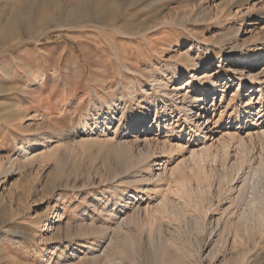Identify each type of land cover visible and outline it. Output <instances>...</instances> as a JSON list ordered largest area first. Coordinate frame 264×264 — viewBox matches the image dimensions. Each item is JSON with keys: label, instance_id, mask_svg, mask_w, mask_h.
<instances>
[{"label": "rangeland", "instance_id": "rangeland-1", "mask_svg": "<svg viewBox=\"0 0 264 264\" xmlns=\"http://www.w3.org/2000/svg\"><path fill=\"white\" fill-rule=\"evenodd\" d=\"M235 1L206 0L201 7L212 17L201 24L168 23L161 32L149 31L144 40V77L123 68L127 61L116 59L119 46L113 50L98 45L104 56L100 59L94 46L90 53L87 48L84 52L85 39L78 29L55 25L40 38L24 35L23 43L0 52V164L4 169L0 175V222L6 220L0 224V264H156L160 252L155 247L161 243L166 245L167 264H222L225 255L218 254L214 260L210 257L221 211L209 212L205 218L173 192L182 174H189L193 162L189 153L201 144L199 137L205 135L207 145L216 144L213 123L204 122L194 133L180 112L189 101H181L182 94L189 96L196 89L203 97L205 78L233 75L227 85L217 89L222 91L213 100L206 96V104L208 114L219 119L222 128L241 133L245 141L240 151L234 144L226 161L213 164V196L208 200L216 204L219 196L223 198L220 207L236 209L235 197L244 172L251 173L264 159V134L258 130L249 139L245 132V128L257 126L264 129V0H239L242 6ZM180 4V0H155L144 7V16L156 12L157 17L170 18ZM156 6L159 9L152 12ZM236 26H242L237 36L241 46L229 52L217 39ZM24 27L17 32L25 34ZM205 47L211 49L206 68L180 72L186 65L185 55L203 60ZM245 53L249 59L244 61ZM149 71L167 81L165 91L179 90L177 95L171 93L175 101L166 102L170 107H165V113L164 101L156 100L155 95L163 94L150 90ZM102 77L105 83H101ZM131 82L137 92L135 101L129 99ZM110 94L117 99L112 122L105 103ZM93 110H97L96 117ZM140 110L144 111L143 122ZM143 123L146 125L140 127ZM33 140L39 144L32 150L37 159L31 164L6 162L7 158H19V147ZM146 141L151 142L149 148ZM163 144L182 145L184 150L170 155ZM138 147L150 153V173L146 162H137ZM243 153L250 161L238 178L234 174L229 186L221 183L219 193L216 187L221 173H234L236 154ZM162 163L165 169H161ZM245 192L247 199L254 193L264 199V177H251ZM163 197L171 201L166 213L158 205ZM229 197L237 203L230 204ZM92 225L106 227L108 232L86 235ZM92 238H96L94 244L100 241L99 246L93 245L94 250L88 243L85 247L81 244ZM232 239L229 235V247ZM91 255L99 256L87 260Z\"/></svg>", "mask_w": 264, "mask_h": 264}, {"label": "bare ground", "instance_id": "bare-ground-1", "mask_svg": "<svg viewBox=\"0 0 264 264\" xmlns=\"http://www.w3.org/2000/svg\"><path fill=\"white\" fill-rule=\"evenodd\" d=\"M153 1L155 0H0V52L7 47H10L11 45H18L23 43L25 39L22 37L24 35H29L28 38H30V36H35L34 39H36V37L40 38L41 36H44L46 31L51 26L55 25L61 29H78L81 36H83L85 39V43H83L85 45L82 46L85 47L84 52H87L86 48L89 50L93 48H90V46H94L97 51L96 49L95 51H93L97 52V57L100 59H102L104 56L102 50V52L98 51V45H101L103 43L104 45L106 44L107 46L113 47V50L118 49L117 47L119 46L121 48L120 52L123 53H120L118 50V52L116 53V59L120 62L124 60V62L127 61V63H131L127 64L122 62L123 64H125L123 68L125 67L128 71L134 72L140 77H144V40L148 39L147 34L149 31L153 29H157L160 31L162 30V28L164 29V26L168 23H171V25L174 24L180 26L201 24L212 17V14H210L209 11H205V9L201 7V4L206 0H180V6L173 10L174 15L170 18L157 17L155 11L157 10L158 6H156L155 9H151V11L155 12V14L151 12L152 14L148 15V12L144 16V7L152 4ZM163 1L164 0H161V2ZM237 2L239 3V6L243 5L239 2V0H237ZM242 23L244 25H249L248 21H242L241 24ZM21 25L25 26V34L17 32ZM241 27L242 26H236L230 29V32L221 37H218L217 39L218 41L220 40L221 42H223L222 45H227L229 52L241 46V43L237 38ZM121 37L123 38V41L119 42ZM80 42H82V40ZM106 45L105 47H107ZM105 47L103 48L105 49ZM258 48L259 46L255 47V49ZM151 49L155 50L152 46ZM210 50L211 49L207 47L203 48L205 56L203 60L201 59L197 61H195L194 59H190V55L189 53H187L185 55L186 65L180 72L186 74L190 71H193L192 69H196L198 71L204 70L206 68V63L208 60L207 52H210ZM81 51H83V49ZM229 55L232 56L231 53H229ZM248 56V53L242 55V57L245 58L244 61L249 59ZM217 58H221V53L217 54ZM85 60L87 61V59ZM149 72L148 73L150 75H147H149L148 77L150 78V90L155 91L156 93L163 94L155 95L156 100L164 101V104L162 105V109L164 110L165 107L169 106V104H166L167 101H175L173 98V94L171 95V93L174 92L177 95L179 93V90H175L172 92L165 91L168 85L167 81L159 80L155 76V72ZM177 75L178 73H176V76ZM232 77L233 75L227 73L225 74V76H223V78L222 75L205 78L203 81L207 83V88H205V90H202L203 97L198 96L196 89H194L189 96L187 95V93H184L180 96L182 99L181 101H185L186 98L189 99V101H185L180 112H183L185 121L189 123V127L194 129V133L201 129V126L204 122L209 121L215 126L214 133H216V135L214 137H217L216 142H214L216 143L215 145L213 143L208 145L204 143L203 138L205 137V135L199 137L198 141L201 142V144L199 143L200 146L198 145L199 147L197 146V148L191 149L189 153L193 161L192 165H190L188 169L189 174H182V176L176 181L177 185L175 184L176 188L173 193L176 197L182 199L184 205H188V207L191 206L193 210L200 212V214H203L205 218L209 212L217 213L221 211L220 216L216 219V224L217 227L219 226V229L215 233L216 239L213 242L214 251L210 256L212 260L216 259L218 254H222L223 256L225 255L222 264H264V199H262L255 193L252 194L250 198L248 196L249 199H247V196H245L247 193L245 192L244 194V190H246L249 179L251 177L261 175L264 177V159L259 160L257 167L255 166V168L252 169L251 173L250 171L244 172V177L242 178L241 185L238 188V194L235 197L236 201H238V204L235 207L236 209L229 210L228 207H220L219 203L223 201V198L219 196L216 199L217 205L213 203L212 200H208L209 196H213V179L215 177L214 175L216 174V171L214 169L215 166L213 167V164L215 165L217 163L219 164V162H224V160L226 161V159H228L227 156L230 153V147L236 144V150H239L244 141V135H241V133L237 131L232 132L228 130V128H222L220 124L221 121L219 119L214 120V117L208 114L209 103L206 104V101L208 100L206 96L208 95L209 99L213 100L216 93L218 91H222L217 89L219 87L222 88L224 85H227L230 82V78ZM239 78L240 77L237 78L238 81ZM100 81L101 83H105V78L102 77ZM133 85H135V83L131 82V86L128 87L129 89H131L129 93V99L135 101L138 98L136 96L137 92L134 89ZM187 86L188 84L185 85L184 88ZM237 86L240 87V83L237 84ZM186 92H188V90ZM105 97L107 113L109 114V121L112 122L115 118L113 114L116 110V95L110 94L109 96L106 95ZM121 97L119 96V98ZM211 106H213V104H211ZM163 110L162 113H165L166 110H164V112ZM93 111V115H91L96 117L98 115L97 110ZM155 113L157 114L158 112L156 111ZM139 115L140 120L143 122L144 111L140 110ZM196 117L199 118L196 119ZM200 121L202 122L199 125ZM145 125L146 124L143 123L140 125V127H144ZM159 125L160 124L157 120L155 126L158 127ZM255 128L256 127L245 128L246 136L248 138H251L252 133L257 132L258 130H260L261 134H264V129H262L263 127L257 126V129ZM138 132L140 131L137 130V133ZM202 133L203 132H201L200 135ZM137 140L138 139L136 136L134 138V142H136ZM42 143H44V141ZM38 144V141H26L19 147L20 157L14 159L7 158L6 162L10 165L16 166L31 164V162L37 159L36 156L32 154V150H34L35 146ZM145 144H147L149 148L151 142L146 141ZM43 146L44 145L42 144V147ZM162 147L164 149V152H166L167 154H170L174 151L182 153V151L184 150V146L178 144H169V146L163 144ZM138 150L140 152V157L137 159V162H146V169H148L150 173V153L148 154L140 148ZM245 153L239 155L236 154L237 158L235 159V163L232 166V168L234 167L233 169H235L234 173L228 174V170L227 172L221 173V178H219L220 180H218L219 184L217 182L218 185L216 187V190L219 193L222 192L221 183L226 182V186H229V183L235 179L234 174L236 173L238 178L239 171L243 170L245 163L250 161L249 155L246 156L247 154L245 155ZM164 162L166 163V161ZM161 165L163 166V163ZM208 165H210L209 170L207 169ZM249 167H251V165ZM161 169H165V166H163ZM3 170V165L1 163L0 175L3 173ZM160 175L158 174L157 176L160 177ZM229 199L230 204H234L236 202H234L235 199L233 200V197H229ZM204 201H207L208 204L205 205ZM170 202L171 201H169L167 198L163 197V199L158 204L160 205V209L162 212H169L168 206ZM223 216L224 220L221 221ZM5 221L6 220H2L0 224H3ZM120 223H124V220H121ZM97 227L92 225L90 229H88V233L86 235H91L92 237H94L97 236L99 232L105 234V231L107 230L106 227ZM108 228H110V226ZM213 232L214 230H211L210 235ZM229 235H232L233 237L230 247L227 245ZM95 240L96 238H92L91 240H86L81 244L85 247L86 244L84 243H88L89 249L92 250L93 245L99 246L98 244L100 243L99 241V243L94 244ZM151 244H154L153 241H151ZM156 246L158 247L155 248L159 250L158 252H160V255L156 256V264H167V256L164 255V252L166 251V245L161 243L160 245L158 244ZM88 253H90V251ZM226 253L228 255H226ZM97 256L99 255H91L89 258H87V260H96L98 259Z\"/></svg>", "mask_w": 264, "mask_h": 264}]
</instances>
